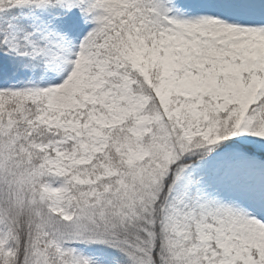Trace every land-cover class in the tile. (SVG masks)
I'll use <instances>...</instances> for the list:
<instances>
[{
	"label": "snow or ice",
	"instance_id": "6c2138e0",
	"mask_svg": "<svg viewBox=\"0 0 264 264\" xmlns=\"http://www.w3.org/2000/svg\"><path fill=\"white\" fill-rule=\"evenodd\" d=\"M0 264H264V0H0Z\"/></svg>",
	"mask_w": 264,
	"mask_h": 264
}]
</instances>
